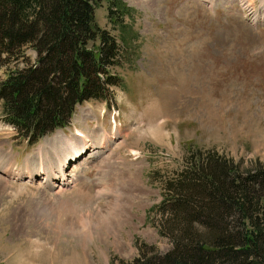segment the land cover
Returning a JSON list of instances; mask_svg holds the SVG:
<instances>
[{"label": "rangeland", "instance_id": "1", "mask_svg": "<svg viewBox=\"0 0 264 264\" xmlns=\"http://www.w3.org/2000/svg\"><path fill=\"white\" fill-rule=\"evenodd\" d=\"M122 1L131 9L123 28L109 22L108 0H93L94 23L120 47L107 73L117 78L109 101L77 104L65 126L32 145L0 119V264H131L140 249L162 255L170 242L157 232L161 181L188 149L211 148L241 169L264 166V0ZM24 54L34 58L29 48ZM6 70L0 65V81ZM78 130L91 146L64 171L74 181L10 173L55 162L56 146ZM94 132H106L105 141ZM108 158L117 170L112 194H97ZM59 199L73 209H58ZM112 202L127 215L101 231L97 219ZM75 220L90 225L88 234L71 231Z\"/></svg>", "mask_w": 264, "mask_h": 264}, {"label": "trees", "instance_id": "2", "mask_svg": "<svg viewBox=\"0 0 264 264\" xmlns=\"http://www.w3.org/2000/svg\"><path fill=\"white\" fill-rule=\"evenodd\" d=\"M106 9L120 25L131 10L122 0ZM93 10V0H0L1 115L28 144L65 126L76 104L112 97L120 47ZM181 163L155 208L170 248L138 249L131 264H264V166L241 169L211 148L188 149Z\"/></svg>", "mask_w": 264, "mask_h": 264}, {"label": "bare ground", "instance_id": "3", "mask_svg": "<svg viewBox=\"0 0 264 264\" xmlns=\"http://www.w3.org/2000/svg\"><path fill=\"white\" fill-rule=\"evenodd\" d=\"M112 125L114 126L113 128L116 127L115 119H112L111 126ZM106 135H107L106 132H103V134H100L99 136L95 132L93 133V137H95V136L100 137L99 138L100 141H103V139ZM104 141H105V139H104ZM80 143H82V144H80ZM90 146H91V144H88V141L86 140V137L83 134V132L81 130H78V133L75 136L64 137L61 140V143L56 146V149L54 150V152H55L54 155L56 156L57 160L55 162H53V159L50 160L48 158H45L46 159L45 161L49 163V164L45 165V168L43 167L44 166L43 165L44 164L43 159H41L38 162L39 163L38 167L33 172H30L29 170H27V168H29V166H27L26 168H23V167H21V168H10V173H13L12 176H19V175L25 174L23 176L28 177V178L33 177L34 176L33 174H35V175L44 174L48 178H51L53 180H59L61 185L62 184L66 185V183L74 181L75 177L73 175H71V179L68 180V178H67L68 174L65 173L64 171H66L67 167L72 163H74V165H73L74 167H77L75 164L79 160L78 161H76V160L79 158H80V160L83 159L84 156H82V154H84V152L87 151ZM40 152L43 153L42 150H40ZM46 156H47L46 154H40V158L46 157ZM87 157L88 156H86L85 158H87ZM89 157H91V156L89 155ZM106 160H107V164H105V170L103 171L104 176L100 178V180H102V182L96 183L98 185V186H96L97 187V194H100V191H104V190L109 192L110 194H112V186H113L114 182L112 184H110L111 179L109 177V174L111 177L115 176V175H117V170H116V166H114L115 163L113 164L114 161H110L109 158ZM11 162L12 161L10 160V162H8L6 164V166L10 165ZM53 163H56L55 166H53L55 169L52 168ZM24 169H26V170H24ZM110 169H113V170H110ZM0 171L5 173V171L1 170V168H0ZM22 172H24V173L22 174ZM56 204L59 205L58 209H61V211H67V209H69V205H67L68 204L67 201H65L63 199L57 200V202L54 204V206ZM112 204L109 207V212H106L105 214H103L101 216V218L97 219V220H99L97 223V224H99L98 229L101 231H113V230H115V227L123 222V219L121 218L122 215H127V209L125 208L124 205L121 204V207H120L118 202H112ZM72 209H73V207L71 209H69L68 211H70ZM61 211H60V213H61ZM74 223H75V226L71 228V231L74 228V231L78 234V232H80L78 229H80L81 231L84 229L83 231H85L86 234H88V231L90 229V225L88 223H86V225L79 224L80 228H79V225H77L76 220L74 221Z\"/></svg>", "mask_w": 264, "mask_h": 264}]
</instances>
